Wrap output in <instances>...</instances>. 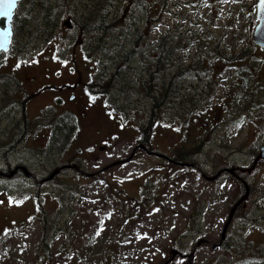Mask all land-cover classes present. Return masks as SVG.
<instances>
[{
  "label": "rangeland",
  "instance_id": "374dc122",
  "mask_svg": "<svg viewBox=\"0 0 264 264\" xmlns=\"http://www.w3.org/2000/svg\"><path fill=\"white\" fill-rule=\"evenodd\" d=\"M70 1L59 19L58 31L65 39L64 48L52 41L51 45L47 43L44 48L43 43H38L25 51H19L16 49L17 45L13 44L6 53H0V65L3 70H13V75L25 76L26 80H31L32 76L53 81H60L62 78L63 82L56 84L57 86L74 81L76 91L81 87L84 90V86L94 78L99 83L105 81L108 84L106 93L98 95L95 102L87 108L89 118L86 121L82 120L81 115L74 120L73 116L49 107L40 111L39 117L37 106L47 101L52 102L51 93L44 94L41 100H31L28 108L31 121L39 119L45 122L47 130L55 126L60 128L66 123L67 127H63L61 133L62 138H67L66 145L62 141L63 162H79L86 171L97 173L94 176L73 174L69 178H57L58 180L42 186L23 174L14 178L0 177L2 203L10 202L12 206H18L14 212L0 207V264H162L169 247L177 243L178 237L182 241L192 238L193 233L187 226L193 217L204 230L211 224L209 238L215 239L226 219L231 201L242 193L235 179L227 176L219 181H206L192 168L173 172L165 161L142 150H137L127 162L105 169L102 166L127 156L137 137L141 136V125L151 112L153 99L142 93L146 89L147 92L153 89L157 96L156 90L161 86L168 88V95L173 96L174 92H178L175 94L190 97L195 104L192 114L200 112L204 105L214 107L218 97H225L230 87H236L234 99L238 116L237 130L229 131L235 152L223 151L227 156L220 159L243 167L251 164L250 150L260 141V136L256 134L252 138L247 131L245 123L248 108L244 90H241L245 89L247 82L258 81V84H263L259 77L264 76V49L251 47V33L257 22L253 15V0H168L165 8L157 11V15L151 10L154 20L147 21L144 20L149 12L145 14L142 8H137L134 16L141 18V25L138 26H141L145 37L149 35V40L146 43L142 39L141 46L131 60L119 67L116 66L118 63L109 59L99 62L97 58L87 57L81 51L76 21L78 12L82 9L81 4L87 0ZM112 1L120 20L114 24V32L110 34H113V38L118 34L116 31L124 34H118L119 44H125L126 47L136 30L134 24L129 23L130 20L123 18L126 17L123 14L124 7L128 6L126 0ZM119 7L122 8L121 12ZM66 19L69 26L64 23ZM177 27L187 34L183 49L175 47L171 43L172 38L166 41L168 38L164 37L168 33L174 36ZM194 33L198 35L192 38ZM200 39L204 44L196 42ZM115 42L117 40L112 39L109 44ZM249 43L253 54L245 62H227L222 58H208L206 55L208 51L215 52L223 48L230 53L234 45L242 48ZM162 45L165 46L164 51L160 50ZM151 49L155 52H150ZM151 54L155 58L151 56L148 59ZM196 55L204 57L197 70L193 67L195 63H190ZM160 57L163 58L160 60ZM18 61L22 64L17 63ZM15 62L22 69L26 67V71L21 73V68H12L10 65ZM41 67H44L42 73L38 71ZM116 67L119 69L117 73L114 72ZM239 71L247 75L240 76ZM0 76V86H6L10 91L12 84L8 76L2 72ZM105 102L108 107L106 104L104 106L107 108L103 106ZM202 114L197 116L201 118ZM175 117L181 120L180 114ZM175 117L171 115L167 96L162 109L159 113L156 111L153 133L151 132L152 144L161 151H164L162 147L166 146L170 138V123L178 121ZM203 119L198 120L194 132L205 141V160L211 159L215 163L218 159L210 152L217 149L216 142L224 134L222 131L205 132L202 128L199 129ZM134 125L139 126L137 130ZM106 134L110 135L109 139L105 138ZM197 143L191 136L190 149ZM19 157L24 158V162L38 176L49 165L48 160L41 159L44 161L41 163L37 158L30 157L27 153L22 154L21 151L14 154L12 163ZM1 164L0 162V166ZM5 165L7 164L4 167ZM215 167L206 166V171H212ZM253 170L250 176L254 181L252 194L244 209L237 211L233 217L235 235L240 228L242 233L239 232L240 236H237V246L229 251L239 250L243 240L253 242L257 254L253 261L255 264H264V163L257 164ZM184 171L186 176L182 178ZM74 172L73 169H67L61 176ZM169 172L171 175L176 174L177 180H180L172 184L173 178L169 176ZM69 183L79 187L63 194L64 185ZM183 183L188 190L182 189ZM201 185L205 186L202 191ZM17 187L19 190L15 189ZM9 189H13L12 194L4 197V192L10 191ZM194 202L205 204V210L200 213L192 212L191 205ZM43 217L50 219L46 234L48 245L40 240ZM242 221L244 222L241 223ZM254 226L261 227L260 237L251 230ZM51 233H55L54 238ZM217 262L232 264L234 260L220 248L198 247L194 264Z\"/></svg>",
  "mask_w": 264,
  "mask_h": 264
},
{
  "label": "flooded vegetation",
  "instance_id": "af4514ba",
  "mask_svg": "<svg viewBox=\"0 0 264 264\" xmlns=\"http://www.w3.org/2000/svg\"><path fill=\"white\" fill-rule=\"evenodd\" d=\"M40 1L43 0H19L18 3ZM252 4L253 15L255 17L256 0H253ZM254 27L252 29V33ZM252 33L251 47L264 49V46H259L254 42ZM247 45L246 47L240 48L236 44L233 46L232 50H250V43ZM223 50L226 49L223 48ZM17 63L22 64V62L20 61H18ZM17 63H11L10 66L14 69L21 68V73H24L26 71V67H23L22 69V67ZM2 67L3 66L0 65V72L8 76V79L12 84V89L8 91L6 86H0V162L2 163L0 166V177L14 178L23 174L24 176H26V178L32 179L33 182L42 186L43 184H49L58 179L62 180L64 177L69 178V176L73 174L82 176L96 175L97 172L95 171L89 172L83 169L82 164H80L79 162H63V138L61 135L63 131V124L60 126V128L55 126L47 130L45 122H41V120L39 119H37L36 121H31L28 109L31 100H41L44 94L51 93V95H53L52 102L47 101L41 106H37L39 117L40 111L49 107L51 109L54 108L55 110H59L63 113H66L67 115L73 116L74 120L76 116L78 117V115H81L82 120L86 121V119L89 118L87 114V108H89V106L95 102V99L99 97L91 91L93 88L84 86V90H82L81 87L79 91H76L74 89L76 82L74 81H71L72 83L70 84L57 86L56 84L63 82L62 78H60V81H53L48 80L44 77L38 78V76H32L31 80H26L25 76L13 75V70L12 72L3 70ZM40 70L38 71L42 73V71H44V67H41ZM259 79H262L263 84H258V81L255 80V83H252L254 81L247 82L245 89H242L245 90V93H243V95L245 94L244 96L247 102L246 106L248 108L245 123V125L247 124V131L250 133L252 138H254L256 134L260 136V141L250 150L252 162L249 166L243 167L234 164L229 160L220 159L221 157L223 158V156H227V153L223 151L229 150L235 152V149L231 144L232 134L229 135V131L233 132L237 130L236 124L238 121V116L235 110L236 106L234 99V91L236 87H230L226 93L227 96L225 95V97H218L214 107H212L211 105H209V107L207 105H204L203 109H201V111L196 114H192L194 112L193 106H195V104L194 102H192V99L190 97H186L183 95L181 96L180 94L176 95L175 93L178 92H174L173 96L168 95L172 117L180 114L181 120L179 119V117H175V120L178 119V121H173L172 123H170V138L166 143V146L162 147L165 152L157 149L156 146L152 144V141L145 142L141 140L140 136L137 137L135 144L127 154L128 156L130 153H133L131 156L132 158L137 150H142L148 155H154L165 161V163L169 165V168L171 169L170 171L176 172L179 170L183 171L192 168L201 179L206 181H219L221 179H224L225 177L227 178V176H230L231 178L235 179V181L240 185V188L242 189V193L240 192L239 195H237V197L231 201V204L229 206L227 216L235 203L243 197L242 200L235 206L232 219L225 229L224 224L226 219L223 221L219 230V235L215 239L211 237L209 238L212 225L209 224L208 228L204 230L203 226H200L197 223L198 221L193 217L192 220L188 222L187 226L193 233L192 238L187 239L186 241H182L181 237L178 238L177 243H175L174 246L169 247V254L164 257L163 263L172 254V251L170 252V249L175 250L174 256L166 264H183L188 256V253L193 249V247H195V257L198 247L203 246L205 248L209 247L210 249H222L224 252H226L227 255H230L232 257V259L234 260L232 264H255L253 258L254 255L257 254L255 253L253 242L247 243L243 240L241 242L243 243V245L239 250L232 252L229 250L234 249L233 247L237 246V236H240L239 232L242 233V230L240 228V231L238 230L237 234L235 235L236 227L233 217L238 213L237 211L244 209L246 203L250 198V195L252 194L251 190L254 188V181L250 176L253 174V169L255 168V166H257V164L264 163V158L258 157L262 146H264V76L259 77ZM64 92H66L65 95H63ZM78 92H80L79 97ZM104 104H106V102L103 103V106ZM107 107L104 106V108ZM210 109L214 110V112L211 113L212 111H210ZM199 113H203L201 115V118L197 116ZM205 116H207L208 119H203ZM200 119H203V121L199 126V129L202 128L205 132L217 130L222 131L224 134L222 135L221 140L216 142L217 149H215L214 152H210V154H212L214 158L216 157L218 159V162L213 163L211 159L205 160V153L203 151L205 141L202 139V137H197L198 134L194 132V130H196L198 120ZM65 127H67L66 124ZM181 131H184V133H182ZM109 136V134H106L105 138L109 139ZM191 136L198 143L190 149L189 142ZM51 141L52 143H50ZM98 146L102 147V144H99ZM48 148H50L49 152L46 153V150ZM18 151H21L22 154L27 153L30 157L37 158L41 163H44V161H42L41 159H46L48 160L49 165L43 169V173L41 174V176H38L35 170L24 162V158L19 157L18 160L15 159L12 163L11 158H13L14 154ZM127 156L114 160H120L119 163L127 162L131 159L130 158L129 160H127ZM8 163L13 165H9ZM72 163L77 164L78 168L62 167L63 164ZM109 163H105L102 168H107L106 166ZM216 163H218V166H216ZM4 164H7L5 165L6 168L4 167ZM206 166L216 167L213 168L212 171L208 172L206 171ZM58 168L59 170L55 172L50 178H46ZM67 169H73L75 172L67 173L61 176L63 171ZM185 172L186 171L181 174L182 178L186 176ZM169 174V176H172L173 178L172 184H175L176 181L180 180H177L176 174L171 175V172H169ZM59 176L61 177L59 178ZM249 178L251 179L249 180ZM15 189L19 190L18 187ZM182 189L188 190L187 185L183 183ZM204 189L205 186L201 185L200 191ZM12 190L5 191L3 195L12 194ZM0 207H5L8 211L14 212L15 210H17L16 208L18 206L16 204L12 206L10 202L2 203L0 199ZM204 210L205 204L203 203L194 202L191 205L192 212L200 213ZM243 222L244 221H242L241 223ZM251 230L257 233L260 237V232L262 230L260 226L251 227ZM222 258L223 257L221 256V259ZM217 264L223 263L217 262Z\"/></svg>",
  "mask_w": 264,
  "mask_h": 264
},
{
  "label": "trees",
  "instance_id": "16d2710c",
  "mask_svg": "<svg viewBox=\"0 0 264 264\" xmlns=\"http://www.w3.org/2000/svg\"><path fill=\"white\" fill-rule=\"evenodd\" d=\"M166 1L168 0H126V8L124 7L123 14L127 18V20H130L129 23L134 24V28L136 32L134 31L132 33V40L130 43H128L125 47L124 45L119 44L120 39V33L116 31L118 34L113 38V34H110V32H114L113 26L117 22V20H120L117 17V10L113 8V1L112 0H87L85 3L81 4L80 12H78V19L76 21L77 26L79 28V37L81 40V44L79 41V46L81 45L80 49L83 51L87 57H95L99 60V62H104L106 60H110L113 62L118 63L116 66H121L122 63H128L135 52H137V49L141 46L140 42L142 39L147 41L149 40V35L147 37L144 36V33L141 29L140 20L138 17L134 16V11L137 8H142L143 13L146 14V12H149L146 20H154V15L152 14L151 10H154V14L157 15V11L164 9L166 5ZM70 0H43L40 2H25V3H18V6L15 10L14 17L12 20V26H13V36H12V45L16 44L19 51H25L28 47L34 46L35 44L40 43L43 48L46 47L47 43L51 45L52 41L53 43L60 45L61 48H64L65 39L61 37L60 32L58 31V27L60 25L59 19L62 14V10L65 6H69ZM75 2V1H74ZM78 2V1H76ZM176 1H174L173 4H175ZM154 5V6H153ZM158 5L160 7H158ZM148 6V9H147ZM122 8L119 7V12H121ZM127 22V24H129ZM143 26V25H142ZM176 32L174 33V36L170 33L165 34L164 37L168 38L166 41L169 40V38H172L171 43L174 44L175 47H179L183 49V44L186 43L184 41L185 31L182 30V28L177 27ZM124 35V34H122ZM192 35V33H190ZM197 33L193 34L194 38ZM78 37V39H79ZM209 35H207V38ZM174 38L175 41H174ZM115 39L117 42L114 44H109V42ZM193 40V39H192ZM197 43L201 42L203 43V40H197ZM195 42V43H196ZM188 44H191L188 42ZM144 45V44H142ZM146 45V44H145ZM217 47V45H215ZM164 45L161 46L160 50L164 51ZM186 47V46H185ZM41 46H39V49ZM42 48V49H43ZM41 49V50H42ZM160 51V52H162ZM150 52H155L154 49H151ZM206 53L207 57L215 56L216 58L223 60L227 62H234V63H241L245 62L248 59L251 58V55L253 54V51L246 50V51H235L232 50V52L228 53V50H220L218 49L215 52ZM152 56V57H151ZM147 57V56H146ZM151 58H155L154 54H151L148 56ZM158 58V57H157ZM163 57H160V60ZM165 60H167L166 57H164ZM204 57L202 55H196L193 57L192 62L195 63V66H193L196 70L198 69L199 65L202 63V59ZM198 64V66H196ZM119 69H115V73L118 72ZM240 76L245 77L247 74H244L242 72H238ZM145 83V82H144ZM107 83L104 81L102 83H99L97 78H94L91 83L87 84L90 88H93L91 91L95 95L105 94ZM164 88V89H161ZM243 91V90H241ZM155 90L151 89V91L147 92V89L142 93L145 97H149L152 100V104L150 106L151 112L148 115V118L143 123L142 126V134L140 139L145 142H151V132H153V126H154V119L156 111H160L162 109L164 100L168 96V88L161 86L158 90H156L157 96L154 94ZM159 92V96H158ZM245 93V90H244ZM65 124H63V127H65ZM139 126L134 125V128L137 129ZM64 129V128H63ZM67 138L63 137V143L66 145ZM79 186L74 183L65 184L64 188L62 190L63 194H67L68 191H74ZM74 196V195H73ZM38 205H41V203H38ZM42 226H41V237L40 240L42 243L44 242V245H48V242L46 244V234H47V228L50 226V219L49 218H42ZM55 233H51V237L54 238Z\"/></svg>",
  "mask_w": 264,
  "mask_h": 264
},
{
  "label": "water",
  "instance_id": "95a60500",
  "mask_svg": "<svg viewBox=\"0 0 264 264\" xmlns=\"http://www.w3.org/2000/svg\"><path fill=\"white\" fill-rule=\"evenodd\" d=\"M17 1L15 2V4L11 7L10 12L11 15L10 16H2L0 15V20H3V23H0V51H7L10 47V43H11V37H12V25H11V21L13 18V13L14 10L17 6ZM255 17L257 19V23L255 25L254 31H253V40L255 43H257L260 46H264V0H257L256 1V12H255ZM64 23H66L67 25H69L68 23V19H66L64 21ZM132 155V153L128 156V158H130ZM259 157L264 158V146L261 148V151L259 153ZM119 161H115L110 163L114 164L117 163ZM76 167L78 168V166L73 163V164H65L62 167ZM61 168V167H60ZM59 170L56 169L54 172H52L50 175H48L46 178H50L55 172H57ZM243 198V197H242ZM242 198H240L235 205L232 207V209L230 210V213L227 217V220L224 224V229L227 226L228 222L230 221L234 208L235 206L242 200ZM173 251V250H172ZM174 252L172 253L173 256ZM192 260H193V251H191V253L188 255V258L184 261L183 264H192Z\"/></svg>",
  "mask_w": 264,
  "mask_h": 264
},
{
  "label": "snow or ice",
  "instance_id": "6c2138e0",
  "mask_svg": "<svg viewBox=\"0 0 264 264\" xmlns=\"http://www.w3.org/2000/svg\"><path fill=\"white\" fill-rule=\"evenodd\" d=\"M16 0H0V15L10 16L11 7L15 4Z\"/></svg>",
  "mask_w": 264,
  "mask_h": 264
}]
</instances>
